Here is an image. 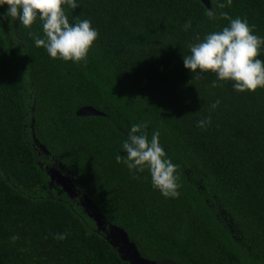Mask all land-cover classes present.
Listing matches in <instances>:
<instances>
[{
	"label": "trees",
	"instance_id": "obj_1",
	"mask_svg": "<svg viewBox=\"0 0 264 264\" xmlns=\"http://www.w3.org/2000/svg\"><path fill=\"white\" fill-rule=\"evenodd\" d=\"M221 2L77 0L69 19H89L99 33L78 64L34 46L39 21L0 20V264H130L111 227L149 263L264 264V89L212 88L214 74L192 77L182 61L197 37L227 26L209 12L246 18L264 36V0ZM84 108L103 115H79ZM135 123L148 125L149 139L160 132L178 166L177 197L117 162ZM50 170L73 197L53 187Z\"/></svg>",
	"mask_w": 264,
	"mask_h": 264
},
{
	"label": "clouds",
	"instance_id": "obj_2",
	"mask_svg": "<svg viewBox=\"0 0 264 264\" xmlns=\"http://www.w3.org/2000/svg\"><path fill=\"white\" fill-rule=\"evenodd\" d=\"M232 0H224L218 4L223 9L231 6ZM77 0H0V8L6 11L0 20L19 21L25 28H31L39 21L43 36L29 33L36 48H42L51 59L65 62H86L88 54L99 33L89 19L73 17L69 19L66 9H77ZM213 19L228 21L219 31L197 37L196 42L188 45L189 54L182 56L184 68L192 77L205 73L215 75L210 87L220 86V82H231L237 93L255 92L264 89V36L255 34L254 26L249 25L246 18H231L226 12L216 14L209 12ZM190 24L185 25L189 29ZM220 105L217 99L209 105L214 111ZM211 124V116L197 121V127L206 129ZM146 123H135L130 126L122 143L125 156L117 157L118 163L136 178L137 173L148 172L151 185L166 198L179 195L177 181V165L168 158L160 144V132H147ZM69 233H57L55 239L63 241Z\"/></svg>",
	"mask_w": 264,
	"mask_h": 264
},
{
	"label": "water",
	"instance_id": "obj_3",
	"mask_svg": "<svg viewBox=\"0 0 264 264\" xmlns=\"http://www.w3.org/2000/svg\"><path fill=\"white\" fill-rule=\"evenodd\" d=\"M79 115L81 116H102L103 114L91 109V108H84L79 111ZM51 174V181L54 180V177L58 178L57 183L61 184V186L73 197L75 194L69 188L68 181L54 170H50ZM53 174V175H52ZM91 217L97 222L99 228L102 226V222L100 219L94 214ZM106 227V226H105ZM109 237L111 239V245L118 248L119 253L121 254L122 258L128 261L130 264H155L149 263L145 260L139 253L137 247L130 242L127 233L123 230L111 227L109 232Z\"/></svg>",
	"mask_w": 264,
	"mask_h": 264
},
{
	"label": "rangeland",
	"instance_id": "obj_4",
	"mask_svg": "<svg viewBox=\"0 0 264 264\" xmlns=\"http://www.w3.org/2000/svg\"><path fill=\"white\" fill-rule=\"evenodd\" d=\"M54 181H55V183H57V178L56 177H54ZM52 185H53V183H52ZM53 187H55V186L53 185ZM222 215H223L224 219L227 220L226 214L224 212L222 213ZM230 227H231L232 233L235 235V238L237 240H239V238H238V232L233 228V226L231 224H230Z\"/></svg>",
	"mask_w": 264,
	"mask_h": 264
},
{
	"label": "flooded vegetation",
	"instance_id": "obj_5",
	"mask_svg": "<svg viewBox=\"0 0 264 264\" xmlns=\"http://www.w3.org/2000/svg\"><path fill=\"white\" fill-rule=\"evenodd\" d=\"M52 183H53V185L55 186V181H54V180L52 181Z\"/></svg>",
	"mask_w": 264,
	"mask_h": 264
}]
</instances>
